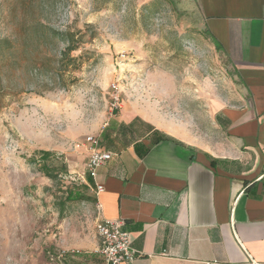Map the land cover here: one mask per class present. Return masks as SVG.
<instances>
[{
  "label": "rangeland",
  "instance_id": "374dc122",
  "mask_svg": "<svg viewBox=\"0 0 264 264\" xmlns=\"http://www.w3.org/2000/svg\"><path fill=\"white\" fill-rule=\"evenodd\" d=\"M194 2L0 0V264H64L66 251H86L97 212L74 146L110 114L131 108L199 136L212 133L216 102L238 104ZM64 33L75 50L63 57ZM37 151L68 173L47 179L29 163ZM68 190L84 199L63 208Z\"/></svg>",
  "mask_w": 264,
  "mask_h": 264
},
{
  "label": "crops",
  "instance_id": "0c3cea01",
  "mask_svg": "<svg viewBox=\"0 0 264 264\" xmlns=\"http://www.w3.org/2000/svg\"><path fill=\"white\" fill-rule=\"evenodd\" d=\"M194 1L238 104L216 102L212 133L199 136L121 107L95 136L114 155L98 171L103 191L83 163L84 182L97 221L123 222L133 264H264V0ZM97 245L66 251L64 264H104Z\"/></svg>",
  "mask_w": 264,
  "mask_h": 264
},
{
  "label": "built area",
  "instance_id": "2783aa9c",
  "mask_svg": "<svg viewBox=\"0 0 264 264\" xmlns=\"http://www.w3.org/2000/svg\"><path fill=\"white\" fill-rule=\"evenodd\" d=\"M74 147L85 153V171L94 182L96 195L100 194L103 191V186L95 182L99 168L110 162L114 155L101 149L99 139L92 135L85 136ZM122 226L121 220L105 219L97 221L95 225L98 241L96 253L103 258L104 264H133L135 259L140 256L138 251L131 248L130 236L122 230Z\"/></svg>",
  "mask_w": 264,
  "mask_h": 264
},
{
  "label": "trees",
  "instance_id": "16d2710c",
  "mask_svg": "<svg viewBox=\"0 0 264 264\" xmlns=\"http://www.w3.org/2000/svg\"><path fill=\"white\" fill-rule=\"evenodd\" d=\"M63 36H66V38L64 39L67 42V47L64 49V51L60 54L61 56H67L69 53H71L72 51L75 50V47L73 45H70L71 41H72V35H69L67 33H64ZM6 40L1 39L0 40V46L5 43ZM38 156V159L33 157L31 160H29V163H33L35 164L36 162L39 163L38 165V171L41 172L47 179L49 180H53L55 181L57 179V176L59 175L58 171L61 172L62 174H67V167L65 164H60L59 167L57 166H50L49 164H51L54 161V153L53 152H48V151H37L35 156ZM89 176L87 179V182L89 180ZM89 183V182H88ZM86 189H88V187L85 185L84 186ZM77 199H84L83 195H81L80 193L74 191V190H68L66 191V196L64 198L63 201V208L65 206V203H68L69 201H74ZM92 201V199H91Z\"/></svg>",
  "mask_w": 264,
  "mask_h": 264
}]
</instances>
